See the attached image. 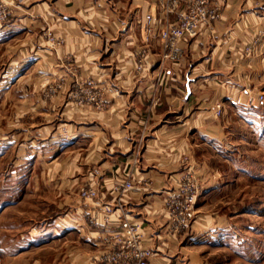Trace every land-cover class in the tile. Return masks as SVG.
<instances>
[{
  "label": "crops",
  "instance_id": "1",
  "mask_svg": "<svg viewBox=\"0 0 264 264\" xmlns=\"http://www.w3.org/2000/svg\"><path fill=\"white\" fill-rule=\"evenodd\" d=\"M2 1L0 252L46 239L54 253L44 264H97L129 217L152 264H212L215 248L252 249V264H264V105L244 97L264 93V0H219L211 26L172 58L142 30L145 12L176 21L158 0ZM131 168L135 188L114 190ZM189 169L202 186L198 215L173 233L165 200ZM88 183L98 198L80 196ZM104 204L116 210L108 223Z\"/></svg>",
  "mask_w": 264,
  "mask_h": 264
},
{
  "label": "built area",
  "instance_id": "2",
  "mask_svg": "<svg viewBox=\"0 0 264 264\" xmlns=\"http://www.w3.org/2000/svg\"><path fill=\"white\" fill-rule=\"evenodd\" d=\"M158 3L163 14L176 12V21L165 25L159 23L160 26L153 12H145L142 30L147 38L155 37L160 40L166 51L165 58H172L181 43L198 39L211 26L220 11L219 0H158ZM7 14L6 6L0 0V21H5ZM85 94L87 100L94 103L97 108L103 106V103L97 100L98 94L88 89ZM244 97L248 105L264 102V93L253 94L248 90L244 92ZM222 109V104L218 102L217 116L222 115ZM133 171L134 169L131 168L125 178L116 182L114 190L125 193L134 189ZM201 192L200 180L190 169L184 173L178 188L168 192L165 208L169 229L173 233H179L193 226L197 219V204ZM80 196L94 200L99 196V189L88 183L80 189ZM102 209L106 215L105 221L110 222L116 211L114 206L104 204ZM143 230L144 227L137 220L129 217L119 218L118 228L106 238L107 248L97 258V264H152L155 251L147 244Z\"/></svg>",
  "mask_w": 264,
  "mask_h": 264
},
{
  "label": "rangeland",
  "instance_id": "3",
  "mask_svg": "<svg viewBox=\"0 0 264 264\" xmlns=\"http://www.w3.org/2000/svg\"><path fill=\"white\" fill-rule=\"evenodd\" d=\"M7 66H8V64H7ZM12 67H13V65L10 66V68H12ZM5 81L6 80H4V82ZM87 84H89V83H87ZM3 95L4 94L0 93V101L3 100L2 99ZM261 104L264 105V102H262ZM2 114H3V112H2ZM8 115L9 114L7 113L6 116H8ZM0 116H1V114H0ZM262 131H264L263 128H262ZM250 159L253 160V158H250ZM0 176H2V174H0ZM0 179H1L0 185H2V182L4 183V179L3 178H0ZM242 189L243 188L239 189L237 184H236L229 191V196H230L229 200H231L232 203H230V205L227 206V211L232 216H233V214L235 215L237 213L238 206H240L237 202V200H238L237 198H238V196L241 195V192H243ZM244 190L247 194L246 200L247 201L252 200V199H249L248 193H251V192L253 193L256 190H252V189H248V188L244 189ZM26 195H24V196H26ZM26 197H30V196H26ZM241 197H242V195H241ZM197 206H199V205L197 204ZM212 208L214 210L220 211L223 207L221 206V204H218ZM197 209H198V207H197ZM235 219L237 220V218H235ZM248 220L249 219L246 220V224H247ZM241 222L243 223V221H241ZM23 223H25V222H23ZM29 223L30 222H27L26 225H29ZM235 223H236V221H235ZM241 225H243V224H241ZM24 226H25V224H24ZM45 240L39 239V242H34V244L32 246H29V243H27L28 246H23L22 247L23 250L21 252H16V253H14V252H4V253L0 252V264H14L15 262H16V264H34L36 262L44 264L46 261H51L54 251H52L51 249H47L46 245H44ZM251 242H253V241L251 240ZM11 244H12V242H11ZM32 247L33 248L38 247V248L33 249ZM216 250H217L216 248L214 250H212L213 253L212 254L210 253L209 257L207 258V260L210 261V263H212V264H252L254 259H255V256H256V255H254L252 249H250L251 251H243L240 254H237L233 250H230L229 253H225V252L221 253V252L216 251ZM256 258H259V256H256ZM262 260H264V258ZM261 262H263V261H261Z\"/></svg>",
  "mask_w": 264,
  "mask_h": 264
},
{
  "label": "water",
  "instance_id": "4",
  "mask_svg": "<svg viewBox=\"0 0 264 264\" xmlns=\"http://www.w3.org/2000/svg\"><path fill=\"white\" fill-rule=\"evenodd\" d=\"M191 82H192V80L188 79V81H187V96H189L191 93V87H190Z\"/></svg>",
  "mask_w": 264,
  "mask_h": 264
}]
</instances>
